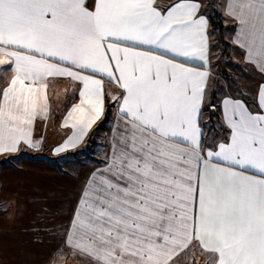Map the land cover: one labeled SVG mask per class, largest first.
<instances>
[{
	"label": "snow or ice",
	"instance_id": "snow-or-ice-1",
	"mask_svg": "<svg viewBox=\"0 0 264 264\" xmlns=\"http://www.w3.org/2000/svg\"><path fill=\"white\" fill-rule=\"evenodd\" d=\"M199 11L197 0H95L93 10L85 0H0V66L13 72L0 90V153L32 144L49 77L83 84L68 113H79L77 140L104 114V78L122 90L104 165L66 233L94 264H173L193 241L212 264H264V85L255 108L219 101L223 138L208 129ZM228 14L233 43L264 72V0H229Z\"/></svg>",
	"mask_w": 264,
	"mask_h": 264
},
{
	"label": "crops",
	"instance_id": "crops-1",
	"mask_svg": "<svg viewBox=\"0 0 264 264\" xmlns=\"http://www.w3.org/2000/svg\"><path fill=\"white\" fill-rule=\"evenodd\" d=\"M174 2L175 0H156V5L158 8H165ZM197 2L200 4L199 14L207 15V11L204 9V5L202 4L201 0H197ZM228 4L229 0H224L222 5V15L224 16L225 20L229 19L232 24L228 39L231 43L230 53L233 49L238 50L240 52L242 61L255 72L261 81L259 80V83L254 88L253 93H249V95L243 93L241 96V91H244L242 88L243 85L238 87L237 83H234L233 80L228 84L227 91H222L221 85L216 82V70L212 67V65H215L216 63V54L213 55L212 60L210 50L212 36L210 35L211 28L208 20V64L207 68L201 69L207 70L210 73L207 84L204 115H215L216 118L218 117L217 119H219L221 116L219 101H221L225 96L241 98L250 108H255V105L258 101V90L262 85H264V72H262L256 65L247 62L246 50L233 43L235 33L238 29V22L228 14ZM94 6L95 0H85V7H87L89 10H93ZM10 69L11 65H4V69L0 70V72L4 71L6 73L4 81H0V90L8 86V83L13 76V72ZM82 74L87 75L89 73L85 72ZM45 82L47 83V88L44 92L47 103L46 112L38 115L34 119L33 124L29 129L32 144L29 145L21 141L16 151L0 153V264H52L55 262L57 254L60 252V247H62V245L59 244L55 246V243L50 236L46 237L41 235V240H33L30 234L27 232V228L32 220L29 219L31 213L29 210H27L26 203L21 200L19 201L18 197L14 195H11L10 197L6 195L3 196L2 187L6 186V184H11L10 181L15 180H20L18 183H24L26 185H28L30 182H35V180L38 182L40 179L38 173L33 171L28 172L27 170L45 167L54 169V166L51 165L53 160L62 157L63 155H61V153L66 152L65 155H68V153H72V151L75 152L77 149H79L78 151L84 149L88 144L87 141H89L90 136L93 133L92 131L99 124L104 123L106 119L105 127L100 130V140L99 142L97 141V143H94L95 148L98 147L95 152V156L90 153L88 154L87 150V158L82 159L83 161H81L84 164V167L87 168V172L84 177L85 180L83 182L84 191L86 182L90 178L91 174L97 169L103 167L105 155L109 151L111 138L114 134L113 129L116 127L118 104L113 99V96L119 97L122 95V90L120 89L118 83L104 78V114L92 125L82 140H77L76 137L78 136V127L74 128L73 124L76 123L79 113H73L72 116H69L68 113L71 112L74 106L80 104L81 97L79 93L83 88V84L80 81L73 80L70 77H49ZM237 87L239 90H237ZM208 101H210L211 104L217 106L215 111H211L208 108ZM60 104L65 105L64 110H60V112L55 113L56 108ZM109 105H111V111L106 118ZM220 130L222 129L218 125V129H216L215 134L218 138H220L218 135ZM63 131L65 134L64 137H61ZM222 131L225 132L226 130ZM67 137H70L71 140L69 141ZM66 142L69 145L67 149L61 150L56 156L53 155V153L56 152L55 150L59 146L63 147ZM83 145H85V147H83ZM44 151H48L52 154H46ZM9 172H12L13 175H10L8 177L9 179H7V174H9ZM3 173H5L4 179L2 177ZM53 173H55V175H57V173L59 174L56 169H54ZM82 194L80 199L82 198ZM78 202L76 206L74 205V213L78 207ZM33 214L36 215V212L33 211ZM17 227L20 229V237H17L15 233V229H17ZM43 231L44 229H42V232ZM196 243L198 245V242ZM64 244L66 245L65 242ZM66 248L70 249L71 247L66 245ZM74 251L79 252L76 249H74ZM84 256L90 262H94L90 257L86 255Z\"/></svg>",
	"mask_w": 264,
	"mask_h": 264
},
{
	"label": "rangeland",
	"instance_id": "rangeland-1",
	"mask_svg": "<svg viewBox=\"0 0 264 264\" xmlns=\"http://www.w3.org/2000/svg\"><path fill=\"white\" fill-rule=\"evenodd\" d=\"M201 2L204 5V9H206L207 0H201ZM209 2H212L213 6L217 7L222 13L224 0H209ZM224 24L226 27V29H224V36L229 39V25H232L231 21L229 19L225 20L224 18ZM210 32L212 36L210 46L212 60L213 55L216 54V63L212 65V67L216 70V82L221 85L222 91H227L228 84L233 80L234 83H237L238 87L243 85L242 88L244 91H241L242 93L248 95L249 93L252 94L254 88L261 79L242 61L238 50L233 49L230 53V57L225 56L216 30L210 29ZM3 69L4 65L0 66V70ZM5 77L6 73L4 71L0 72V81H4ZM238 87L237 90H239ZM64 108L65 105L60 104L56 108L55 113L60 112V110L63 111ZM204 116L207 118L208 129H211V131L216 134V129H218L216 121L218 117L216 118L215 115L208 116L207 114ZM208 129H205V131L207 132ZM94 130L92 132H94ZM64 134L65 132L63 131L61 137H64ZM218 135L220 138H223L225 132L220 130ZM67 138L69 141L71 140L70 137ZM99 140L100 133H97L92 143L90 139L87 141L89 143L88 154L90 153L95 156L98 147L95 148L94 143H97V141L99 142ZM59 147L62 148V146ZM83 147H85V145H83ZM78 150L79 149L75 152ZM44 152L46 154H52L48 151ZM58 153L59 152H54L53 155L56 156ZM65 154L66 152L61 153V155H63L62 157L56 158L51 162L54 169L59 172V174L57 173L58 176L53 173L54 169L49 167L26 169L28 172L33 171L38 173L40 178L39 181L37 182L35 180V182H30L28 185L18 183L20 180L10 181L11 184H6V186L2 187V194L3 196L6 195L9 197L11 195L17 196L19 201L21 200L26 203L27 210L31 213L29 219L32 220L27 228V232L33 240H41V235L46 237L50 236L55 246L58 244L62 245L55 262L52 264H94V262H90L86 259L84 254L74 251L73 248L68 249L64 244L66 241V233L70 228L73 218L74 205L76 206L77 202L80 200L83 191V182L85 180L84 177L87 172V168L84 167V164L81 162L83 161L82 159L87 158V153L80 156H68ZM2 175L4 179L5 173ZM10 175H13V173L9 172V174H7V179H9L8 177ZM33 211L36 212V215L33 214ZM42 229H44L43 232ZM15 233L17 237L21 236L19 227L15 229ZM173 264H212V260L209 254L204 253L197 243L193 242V245H190L188 249H185L179 256L174 258Z\"/></svg>",
	"mask_w": 264,
	"mask_h": 264
},
{
	"label": "trees",
	"instance_id": "trees-1",
	"mask_svg": "<svg viewBox=\"0 0 264 264\" xmlns=\"http://www.w3.org/2000/svg\"><path fill=\"white\" fill-rule=\"evenodd\" d=\"M206 11H207V17L210 23V28L212 30H216L218 36H219V41L220 44L222 45V51L224 52V55L227 57H230V49H231V43L230 41L224 36V29H226L225 24H224V18L223 15L221 13V11L218 10L217 7L213 6L212 2L210 3L209 0H207V6H206ZM229 28H231V25H229ZM110 105L108 107V112L106 115H109L110 112ZM105 122L106 119L104 121V123L99 124L95 130H94V134H92V136H90V140L91 143L93 142V139L95 138V135H97V133H100V130L105 127ZM93 138V139H92ZM89 148V143L86 145V147L84 149H81L78 152H72V153H68V155H73V156H80V155H84L85 153H87V150Z\"/></svg>",
	"mask_w": 264,
	"mask_h": 264
}]
</instances>
